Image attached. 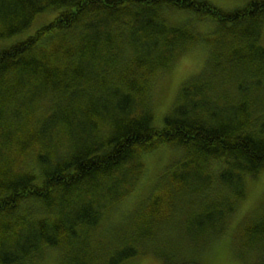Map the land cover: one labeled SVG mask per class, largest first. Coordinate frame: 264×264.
<instances>
[{"label":"trees","instance_id":"obj_1","mask_svg":"<svg viewBox=\"0 0 264 264\" xmlns=\"http://www.w3.org/2000/svg\"><path fill=\"white\" fill-rule=\"evenodd\" d=\"M44 11L55 14L0 50V264H37L50 249L58 264H124L160 246L162 264H201L197 251L225 232L246 177L264 170V0L229 10L208 0H0V37ZM206 21L213 30L199 32ZM202 38L205 70L156 126L152 83ZM163 144L180 158L130 229L107 238L140 155ZM237 229L251 264H264V207ZM182 236L207 240L175 255Z\"/></svg>","mask_w":264,"mask_h":264},{"label":"rangeland","instance_id":"obj_2","mask_svg":"<svg viewBox=\"0 0 264 264\" xmlns=\"http://www.w3.org/2000/svg\"><path fill=\"white\" fill-rule=\"evenodd\" d=\"M212 4L222 9H233L245 4L247 0H208ZM53 11H44L36 15L32 24L24 31L9 37H0V50L12 43L19 41L28 34L34 32L42 24L48 22L53 16ZM184 13L168 14V18L180 20ZM214 24L211 21L200 22L196 28L201 33L213 30ZM261 43L264 45V25L261 29ZM210 44L204 39L191 43L186 50L175 60L172 67L168 70L159 71V76L151 85L149 101L153 111V120L156 126H161L163 115L174 104L179 89L186 80L195 77L205 70L208 59ZM221 62V61H220ZM208 77H210L208 75ZM191 81V80H190ZM187 81V82H190ZM181 152L172 146L163 144L153 149L143 152L140 155L139 173L133 183L130 192L117 203L113 209V214L104 222L103 233L107 238H114L128 223L130 229L133 218L135 217V207L140 200L151 192L159 181L161 173L170 165L176 163L180 158ZM126 166H128L126 164ZM214 185V184H213ZM264 207V170L253 177H246L245 197L238 204L235 212L231 215L225 232L214 238L203 249L197 251L196 256L201 264H251L255 258L252 249L242 247L239 244L238 225L245 218L257 217ZM177 224V223H176ZM178 225V224H177ZM175 233V232H174ZM174 236V235H173ZM177 249H170L173 254L182 256L187 252L201 248L207 240L200 237L192 239L182 236ZM242 249V254L239 251ZM163 246L155 247V250L148 248L139 255L126 261L124 264H162L161 258L156 252H162ZM170 252V253H171ZM59 254L56 250L50 249L44 254L41 261L37 264H58Z\"/></svg>","mask_w":264,"mask_h":264},{"label":"bare ground","instance_id":"obj_3","mask_svg":"<svg viewBox=\"0 0 264 264\" xmlns=\"http://www.w3.org/2000/svg\"><path fill=\"white\" fill-rule=\"evenodd\" d=\"M229 77L234 78L232 75H229Z\"/></svg>","mask_w":264,"mask_h":264}]
</instances>
